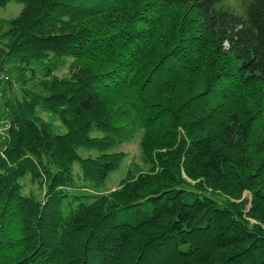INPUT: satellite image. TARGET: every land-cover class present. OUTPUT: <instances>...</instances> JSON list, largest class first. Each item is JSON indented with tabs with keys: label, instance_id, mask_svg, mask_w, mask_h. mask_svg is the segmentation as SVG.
Segmentation results:
<instances>
[{
	"label": "trees",
	"instance_id": "obj_1",
	"mask_svg": "<svg viewBox=\"0 0 264 264\" xmlns=\"http://www.w3.org/2000/svg\"><path fill=\"white\" fill-rule=\"evenodd\" d=\"M15 1L0 264H264V0ZM139 132L148 170L103 191Z\"/></svg>",
	"mask_w": 264,
	"mask_h": 264
},
{
	"label": "rangeland",
	"instance_id": "obj_2",
	"mask_svg": "<svg viewBox=\"0 0 264 264\" xmlns=\"http://www.w3.org/2000/svg\"><path fill=\"white\" fill-rule=\"evenodd\" d=\"M228 5L230 8L240 15H243L246 8L247 0H228ZM22 5H19L15 0L11 1L10 4L6 7H0V21H7L12 18H15L19 15ZM72 60H67L56 68L54 74L60 78L68 77L70 74V64ZM31 76V73L29 74ZM44 72L40 70L35 80L30 82L29 87L39 85L43 79ZM3 100L0 96V116L2 113ZM141 141V132L137 133L134 139L128 142H122L118 144L114 151L124 152L126 154V159L123 162L122 166L115 172L111 173L108 177L103 191H112L115 190L120 184L121 180L126 176L128 171L139 172L148 170L149 166L145 164L140 147ZM78 169H76L77 172ZM24 192L29 194L32 193L38 198H41L43 195L42 190L37 181H33L32 177L28 175L24 180Z\"/></svg>",
	"mask_w": 264,
	"mask_h": 264
}]
</instances>
